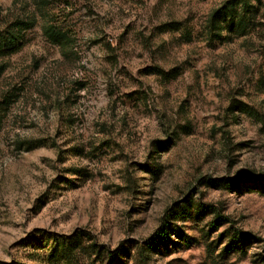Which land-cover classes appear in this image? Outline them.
Returning a JSON list of instances; mask_svg holds the SVG:
<instances>
[{"label":"rangeland","instance_id":"374dc122","mask_svg":"<svg viewBox=\"0 0 264 264\" xmlns=\"http://www.w3.org/2000/svg\"><path fill=\"white\" fill-rule=\"evenodd\" d=\"M231 1L0 0L33 23L0 50V264L74 235V264H264V0L244 32Z\"/></svg>","mask_w":264,"mask_h":264},{"label":"trees","instance_id":"16d2710c","mask_svg":"<svg viewBox=\"0 0 264 264\" xmlns=\"http://www.w3.org/2000/svg\"><path fill=\"white\" fill-rule=\"evenodd\" d=\"M253 0H232L227 7L224 8L222 13L220 14V17H229L232 19L231 25L237 28L238 32H244L247 28V24H245V21H243V12H247L246 10L250 8L251 5L250 2ZM257 2H261V0H256ZM251 12V11H249ZM218 16V13H217ZM222 17V18H223ZM238 19V23L236 25V20ZM31 27H33V23H24L19 22L15 25L14 29H10V32L7 33V35H4L2 32H0V50L1 49H11V54H13L12 51L16 48L18 49V43L21 38H23V34L29 30ZM16 49V50H17ZM178 216V215H176ZM84 238H86L85 235H74L70 238H63L62 241L56 243V247L51 250L50 257H53L55 259H58V261H64L67 264H74L73 260L79 255V253L87 254L89 257L91 256V249L87 248L86 250H79V245L83 242ZM167 241V236L165 232V228L158 232L153 238H152V245H156L159 242ZM97 255H101V251L96 252ZM113 256H115L113 254Z\"/></svg>","mask_w":264,"mask_h":264}]
</instances>
